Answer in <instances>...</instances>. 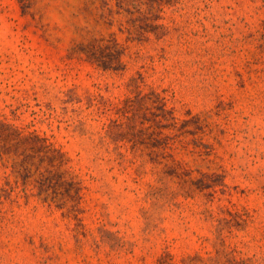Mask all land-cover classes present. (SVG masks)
<instances>
[{
    "label": "rangeland",
    "instance_id": "374dc122",
    "mask_svg": "<svg viewBox=\"0 0 264 264\" xmlns=\"http://www.w3.org/2000/svg\"><path fill=\"white\" fill-rule=\"evenodd\" d=\"M0 264H264V0H0Z\"/></svg>",
    "mask_w": 264,
    "mask_h": 264
},
{
    "label": "trees",
    "instance_id": "16d2710c",
    "mask_svg": "<svg viewBox=\"0 0 264 264\" xmlns=\"http://www.w3.org/2000/svg\"><path fill=\"white\" fill-rule=\"evenodd\" d=\"M90 56H91L92 59H94V60L99 61L100 63H102V65L108 64V62L106 60H103V58H101L95 52H90Z\"/></svg>",
    "mask_w": 264,
    "mask_h": 264
}]
</instances>
